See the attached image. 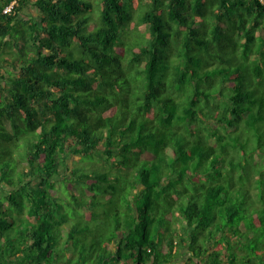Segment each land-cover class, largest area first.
<instances>
[{
    "label": "trees",
    "instance_id": "1",
    "mask_svg": "<svg viewBox=\"0 0 264 264\" xmlns=\"http://www.w3.org/2000/svg\"><path fill=\"white\" fill-rule=\"evenodd\" d=\"M0 264H264V1L0 0Z\"/></svg>",
    "mask_w": 264,
    "mask_h": 264
},
{
    "label": "rangeland",
    "instance_id": "2",
    "mask_svg": "<svg viewBox=\"0 0 264 264\" xmlns=\"http://www.w3.org/2000/svg\"><path fill=\"white\" fill-rule=\"evenodd\" d=\"M234 142L235 141L233 140V143ZM101 157L102 156L100 155V157L98 158L99 161L96 159L98 161V165L99 166L97 164L96 165H93V158H91V156H88L87 158H85L84 160L86 162V166H87L86 168H89V169H92L94 167L96 169L101 168L102 167V166H100L101 163H102ZM86 171H89V170H86ZM245 179L248 180L247 177H245ZM254 183L255 184L251 187V190H252V193L254 195H256V193L258 191L257 189H259V190L261 189L260 179L257 177ZM68 184L69 183H67L66 181H61V187H62V189L64 191V195L70 201V202H67L66 200H63V202L65 203V206H66V210H67V211H64V212L65 213L68 212V214L72 218H74L73 217L74 214L76 213L78 215L80 209L76 208V204L77 203H76L75 199L72 197V195L69 194V193H67V191H68L67 190L68 189L67 188L68 187ZM259 200H260V198H259ZM95 203H97V202L95 201ZM96 205H97L98 208H102V210H103V214L98 215L97 221H101L102 222V226L106 228V234L105 235L107 236L109 234L110 230L113 229V226L115 225L114 217L109 215L110 212L113 211L114 206H113V204H109L107 207H104L103 204H99L98 205V203ZM62 217L67 218L68 216L63 215ZM66 224H69V223H66Z\"/></svg>",
    "mask_w": 264,
    "mask_h": 264
},
{
    "label": "built area",
    "instance_id": "3",
    "mask_svg": "<svg viewBox=\"0 0 264 264\" xmlns=\"http://www.w3.org/2000/svg\"><path fill=\"white\" fill-rule=\"evenodd\" d=\"M10 8H11V7H7V8L5 9V11H9V10H10Z\"/></svg>",
    "mask_w": 264,
    "mask_h": 264
}]
</instances>
